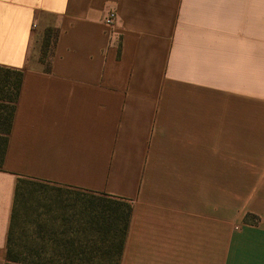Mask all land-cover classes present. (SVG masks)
Masks as SVG:
<instances>
[{
	"label": "crops",
	"instance_id": "0c3cea01",
	"mask_svg": "<svg viewBox=\"0 0 264 264\" xmlns=\"http://www.w3.org/2000/svg\"><path fill=\"white\" fill-rule=\"evenodd\" d=\"M0 65V264L18 178L130 202L117 264H264V0H0Z\"/></svg>",
	"mask_w": 264,
	"mask_h": 264
},
{
	"label": "rangeland",
	"instance_id": "374dc122",
	"mask_svg": "<svg viewBox=\"0 0 264 264\" xmlns=\"http://www.w3.org/2000/svg\"><path fill=\"white\" fill-rule=\"evenodd\" d=\"M50 46L51 41L43 51V60L49 56ZM23 186L33 194L23 191L16 204L19 219L11 246L16 264H117L123 223H103L100 217L95 218L104 203L97 195L52 184ZM21 199L27 203L26 215L19 205Z\"/></svg>",
	"mask_w": 264,
	"mask_h": 264
},
{
	"label": "trees",
	"instance_id": "16d2710c",
	"mask_svg": "<svg viewBox=\"0 0 264 264\" xmlns=\"http://www.w3.org/2000/svg\"><path fill=\"white\" fill-rule=\"evenodd\" d=\"M54 36L51 30H46L44 33V38L42 41V51L49 45L50 39H54ZM23 77V69L20 68H12L0 65V168L2 166L5 150L8 142V136L11 130L12 120L14 117L15 104L18 99L20 83ZM38 183H42L39 181H35L27 178H18L13 195V203L10 215V223L6 236V245H5V263L4 264H16V255L12 250L13 236L15 233L14 225L17 219H19V213L17 212V202L19 200V196L23 197L24 192L27 191L29 194H33L32 189H28L24 187V185L32 186ZM65 188V187H64ZM69 189V188H68ZM91 194V193H90ZM92 195H96L92 193ZM98 198L103 201L102 208L97 209L98 214L95 215V218H101L103 223H112V221L121 220L123 223V232H125L131 215L132 205L130 202L120 199L118 197L106 195L104 193H100L97 195ZM128 202V203H125ZM17 204V205H16ZM93 202H91V205ZM19 205L21 208L26 210L24 214L27 212V203L25 199H21ZM104 205V206H103ZM96 210V211H97ZM88 217H90L91 212L85 213ZM88 221V220H87ZM18 226V225H17ZM19 227V226H18ZM20 228V227H19ZM19 231L21 230L18 229ZM85 230V229H84ZM82 230V231H84ZM123 238L122 234L117 242V253L122 250ZM41 249V248H40ZM43 252H46V249H43ZM36 253V251H35ZM53 253V250H51ZM36 264H39L36 262Z\"/></svg>",
	"mask_w": 264,
	"mask_h": 264
},
{
	"label": "built area",
	"instance_id": "2783aa9c",
	"mask_svg": "<svg viewBox=\"0 0 264 264\" xmlns=\"http://www.w3.org/2000/svg\"><path fill=\"white\" fill-rule=\"evenodd\" d=\"M116 21V14L114 12H109L105 17V23L108 25L113 24Z\"/></svg>",
	"mask_w": 264,
	"mask_h": 264
}]
</instances>
